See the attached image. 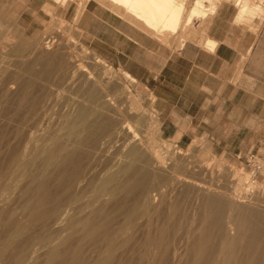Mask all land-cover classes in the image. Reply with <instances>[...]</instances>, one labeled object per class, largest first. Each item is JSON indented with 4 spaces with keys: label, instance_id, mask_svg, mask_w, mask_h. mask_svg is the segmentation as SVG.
<instances>
[{
    "label": "bare ground",
    "instance_id": "obj_1",
    "mask_svg": "<svg viewBox=\"0 0 264 264\" xmlns=\"http://www.w3.org/2000/svg\"><path fill=\"white\" fill-rule=\"evenodd\" d=\"M105 1L155 34L187 31L195 19L206 22L219 6L218 0H193L189 6L187 0ZM235 4L237 20L264 16L263 0H236ZM201 41L216 46L208 36ZM47 43L45 47L51 40ZM93 62L107 65L100 58ZM86 64L73 65L76 69L67 78L68 86H76L84 95L60 102L62 106L54 104L61 111L46 121L40 134L22 130L23 122L0 131L6 147L11 141L20 146L15 150L14 145L2 159L17 166L20 179L10 182V167L0 175V264H264V193L252 199L235 198L242 185L252 188L251 176L235 169L238 178L229 195L219 183L193 178L198 169L208 171L209 164L204 168L185 163L184 172L178 170L172 161L176 155L170 159L148 144V129L156 121L132 92L130 84L137 79L124 71V81L105 66L97 73L89 67L94 64ZM76 71H81L79 80L73 79ZM185 171L194 174L187 176ZM21 179H25L22 185ZM186 199L193 219L188 231L178 235L184 213L180 208ZM150 211L157 218L151 216L147 222L145 218L142 224L136 221ZM118 216H122L119 223Z\"/></svg>",
    "mask_w": 264,
    "mask_h": 264
},
{
    "label": "rangeland",
    "instance_id": "obj_2",
    "mask_svg": "<svg viewBox=\"0 0 264 264\" xmlns=\"http://www.w3.org/2000/svg\"><path fill=\"white\" fill-rule=\"evenodd\" d=\"M87 1L89 0H59V4L57 7L47 4L45 7H43L46 18L38 24L33 23V26L30 28V30L26 29L25 26L18 22L20 11H22L24 8L16 6V3L11 0H5L4 3L0 4V131L3 129L8 130L9 128L12 129L19 127L18 124L23 122L24 128H22V130H24L25 132L26 130L27 132H35L36 130L37 132H35V134H40L43 131L42 129H44L48 124L47 122H51V120H53V118H55L57 114L60 113L61 109L59 108L66 103L65 101L70 100L69 98L73 99L74 97H82L84 94L82 95V92L79 91L76 86L72 87L70 84V86H68L69 81H67V78H71L70 73L76 69L73 67L77 63H91H87V66L94 64V66L89 67H93V71L97 73L100 72V69L105 66L106 69H109L108 71H110L111 74L113 73L112 75H116L120 78L123 77L122 74L124 70L122 68L114 66L113 64H109L105 61H102V63H105L107 65L101 64L100 66L102 67L94 63L93 61L99 57L92 50H90V48L85 46L82 41V32L78 27V20ZM218 1V5H222L225 2L232 4L233 7L230 8L229 13L235 15L238 9V6L235 5L236 0ZM255 1L258 2L260 0ZM71 2H75L77 3V5L70 6L69 3ZM186 2L187 6H189L190 3L193 2V0H187ZM82 5L83 7H81ZM261 18H263V15L260 17L257 16L256 18H254V20L250 18L252 19L251 21H253L254 27L251 26L252 22L250 20L244 22L243 20H237L235 18V20H232V22L235 28L241 29V32L243 34H246L245 40H249L250 38V41L252 42L256 34H258L261 23L263 22ZM204 23V21H201L199 26L196 27L195 22H193L190 26H187L189 28L187 31L186 28H183L184 30H179L180 33L178 32L177 34L166 32V34L170 36L172 48H179V42H181V39L188 40L199 38L201 40V38L207 37L206 34H204L205 31L203 30ZM34 27L37 28L33 30ZM191 29H193L192 31H194V33H192ZM188 31L189 33H187ZM236 33L239 34V32ZM241 36L242 34H240V38ZM49 40H51V45L45 47L46 45H49V43H47V41ZM242 40L243 39H239V42H242ZM43 48H45L46 50ZM61 51L63 52L61 53ZM45 52L49 53L45 54ZM69 53L73 55H71L72 59L75 56L73 60L70 58ZM45 55L50 56L47 57ZM54 55H57L56 57L58 59L56 57L54 58ZM51 56L53 57L50 58ZM61 60L64 61V65L66 63L64 67L63 64L60 65L62 63ZM70 62L72 64H70ZM67 65H69L68 68ZM65 68L67 70H65ZM55 72L56 74H54ZM77 73L79 74L77 75ZM80 74L81 71H76L73 79L79 80L78 77ZM235 75L240 79L243 76L242 70H237L235 72ZM62 76H65V78ZM122 79L125 81L124 77ZM127 83L130 84L131 82H126V84ZM63 85L65 87H63ZM130 86L133 94L136 96L138 95L137 98L138 101H141V107H144L143 109L149 112L150 116H153L155 119L154 121H156L155 124H153V127H151L150 130L148 129V136H151L148 137L149 139H151L149 140L148 144H151V147L154 146V148L160 149L161 152H164V155H167V157H169L170 159L172 158V156L176 155L172 158V161L174 160L173 162H175L176 166L178 165L177 168L180 167L178 168V170L181 169V171L184 172L183 167L186 164H190L192 162L200 164L204 168H207L206 165L211 164L210 166L208 165V171L203 168L204 170H196V175L194 174V172L190 173L185 171V173L187 172V176L194 174L195 176L193 175V178L195 177L196 179L206 181L208 184L219 183L220 186H223L226 189V191H224L225 189L223 188L222 191H224L225 194L229 193V195H232L231 192L233 191V182H235V180L238 178L237 175V177L234 175V170H241L240 172L248 173L251 176L250 179L254 181V184H252V188L246 184L242 185L243 188L239 193L241 197L235 195V198L237 197L239 199H252V196H256L259 193H264V188L259 187L261 185L264 186V117H262L261 119L259 117H255L258 116V114H255L254 116L251 115V118L249 120H243L242 118L238 117L236 118V121L234 123L224 124L223 127L217 128V133H212V130L215 129L213 127L210 128V132L202 133V129L198 130L195 127L197 123L196 120H192L191 118H179L177 115L175 116V118H164L159 108V104L156 101L152 88L148 87L143 82L138 80L137 82H132V85L130 84ZM56 88L58 89L59 93H56ZM75 90L76 92L74 93ZM25 92H27L28 94L24 98L22 94H24ZM52 93L53 95H51ZM52 98L54 99V101ZM49 100L53 103H51ZM34 101H36V103ZM60 102L62 105L60 104ZM54 104H58L61 106H54ZM56 107L58 109H56ZM51 110L55 114H53ZM240 114L245 115L243 112H235L236 116ZM45 116H48V118ZM33 121L35 122V124L33 123ZM37 121H40V123ZM44 121L47 122L45 123ZM174 123L179 126L177 132H166L168 125L176 126ZM131 124L134 126L135 122H131ZM11 129H9L8 131H10ZM151 130L155 131L154 133L152 132V135ZM168 130H171V127H169ZM135 131L137 132V129H135ZM140 133L138 134L141 137L142 134ZM198 141H200L201 143ZM5 145L6 143L0 141V150L2 152L0 154V175L1 172H3L5 169L7 170V168L10 167L9 175H12L10 178V182L15 183L17 179H20L17 173V166L11 165L7 162H3L2 159H6V156L9 153L8 151H10L11 149L15 148V150H20V146L18 144L12 143V141L10 146L6 147ZM182 161L185 162L182 163ZM36 167L37 165L33 166L32 168L36 169ZM231 167L234 169H232ZM211 169H213V171ZM203 171L207 173H204ZM217 173H219V175ZM24 182L25 179H21L19 184L22 185ZM253 186L255 187L253 188ZM188 203L189 201L187 199L184 200L182 202L183 206H181L182 208H180V213L181 210L184 213L180 215L181 218L178 216L182 224V228L178 231V235L181 232L188 231V229L191 227L190 222L193 219V211H191L192 208L191 206H188ZM186 205L188 206V208ZM151 216H155L154 218H157L156 214L150 211L148 213H145V215L140 217V219L138 218L136 221L138 223H141L146 218L144 221L147 222V220L150 219ZM118 218L119 219H117L116 221L117 223L122 220V216H118ZM117 223H114V226H116Z\"/></svg>",
    "mask_w": 264,
    "mask_h": 264
},
{
    "label": "crops",
    "instance_id": "obj_3",
    "mask_svg": "<svg viewBox=\"0 0 264 264\" xmlns=\"http://www.w3.org/2000/svg\"><path fill=\"white\" fill-rule=\"evenodd\" d=\"M11 1L24 8L18 22L28 30L46 18L43 7L59 4L57 0ZM4 2L0 0V4ZM113 6L105 0L87 1L78 20L82 41L102 61L152 88L164 118H191L202 133L212 127V133H217V128L238 117H264V16L254 40H245L246 34L232 22L238 9L235 15L230 14L233 6L225 2L203 26L216 46L207 47L194 38L174 49L166 32H150L125 10ZM194 21L198 27L201 21ZM239 69L243 72L240 79L235 75ZM235 112L245 115L236 116ZM178 129L168 125L166 132Z\"/></svg>",
    "mask_w": 264,
    "mask_h": 264
}]
</instances>
